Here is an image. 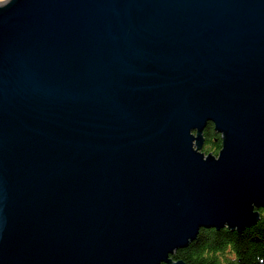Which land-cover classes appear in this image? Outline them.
<instances>
[{"label":"water","instance_id":"water-1","mask_svg":"<svg viewBox=\"0 0 264 264\" xmlns=\"http://www.w3.org/2000/svg\"><path fill=\"white\" fill-rule=\"evenodd\" d=\"M208 124L218 161L190 148ZM249 201L264 0L0 6V264H158L199 224L251 228Z\"/></svg>","mask_w":264,"mask_h":264},{"label":"clouds","instance_id":"clouds-1","mask_svg":"<svg viewBox=\"0 0 264 264\" xmlns=\"http://www.w3.org/2000/svg\"><path fill=\"white\" fill-rule=\"evenodd\" d=\"M8 0H0V6L7 3ZM192 136V135H190ZM193 137V136H192ZM194 138V137H193ZM191 151L198 154L202 161H207L209 155H200L197 147L196 140L193 139L190 143ZM203 151V149H200ZM221 151L216 159L213 161H218L220 158ZM212 158V157H211ZM249 208L251 213L255 214L257 219L255 220L256 224L252 227H256L264 222V203L257 204L254 201H249ZM237 227H230L227 221L223 222L219 227L215 224L204 225L199 224L196 226L195 235L186 240V243L183 246L172 247L170 251H167L164 254V258L158 261V264H188V260L185 258L186 253L194 247H199V255L202 257L215 256L216 264H241L242 260L249 258V264H264V248L257 247L256 245L249 246L246 250L238 248L233 241H227L222 247L216 248L213 251H209L206 246H201L197 242L201 237V234L204 232H235ZM195 258V256H193Z\"/></svg>","mask_w":264,"mask_h":264},{"label":"trees","instance_id":"trees-1","mask_svg":"<svg viewBox=\"0 0 264 264\" xmlns=\"http://www.w3.org/2000/svg\"><path fill=\"white\" fill-rule=\"evenodd\" d=\"M204 144L201 154L216 157L221 148L220 136L214 132L211 124H208L203 132ZM233 241L238 248L246 250L249 246L256 245L264 248V222L256 227L245 229L241 233L237 232H204L201 234L198 244L206 246L209 251L222 247L225 242ZM200 248L194 247L186 253L185 258L188 264H216L215 256L202 257L199 255ZM195 256V258H193ZM241 264H249V258L242 260Z\"/></svg>","mask_w":264,"mask_h":264},{"label":"flooded vegetation","instance_id":"flooded-vegetation-1","mask_svg":"<svg viewBox=\"0 0 264 264\" xmlns=\"http://www.w3.org/2000/svg\"><path fill=\"white\" fill-rule=\"evenodd\" d=\"M204 144V143H203Z\"/></svg>","mask_w":264,"mask_h":264}]
</instances>
